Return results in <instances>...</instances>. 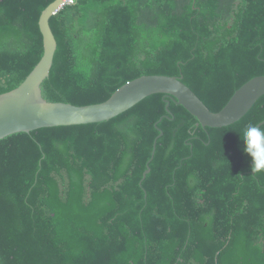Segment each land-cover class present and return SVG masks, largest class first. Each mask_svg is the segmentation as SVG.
Wrapping results in <instances>:
<instances>
[{
    "label": "trees",
    "instance_id": "trees-1",
    "mask_svg": "<svg viewBox=\"0 0 264 264\" xmlns=\"http://www.w3.org/2000/svg\"><path fill=\"white\" fill-rule=\"evenodd\" d=\"M54 1L0 0V95L40 60ZM49 25L52 103L99 104L158 75L217 113L264 76V0H74ZM262 122L264 96L212 129L156 94L106 122L0 140V264H264V172L239 136Z\"/></svg>",
    "mask_w": 264,
    "mask_h": 264
},
{
    "label": "water",
    "instance_id": "water-1",
    "mask_svg": "<svg viewBox=\"0 0 264 264\" xmlns=\"http://www.w3.org/2000/svg\"><path fill=\"white\" fill-rule=\"evenodd\" d=\"M62 4L63 0H55L39 17L43 52L38 63L16 89L0 95V140L43 128L106 122L156 94L164 95L184 108L202 128L217 129L238 122L264 96V76L254 77L235 91L219 112L213 113L182 83V78L154 75L142 76L126 83L109 99L99 104L77 107L48 102L42 96L41 86L49 76L57 46L49 20L60 10ZM165 103L168 108L169 102ZM261 125H264V122L259 124ZM161 135L160 132L159 137ZM154 150L155 142L152 155ZM148 172L147 168L143 177Z\"/></svg>",
    "mask_w": 264,
    "mask_h": 264
},
{
    "label": "clouds",
    "instance_id": "clouds-1",
    "mask_svg": "<svg viewBox=\"0 0 264 264\" xmlns=\"http://www.w3.org/2000/svg\"><path fill=\"white\" fill-rule=\"evenodd\" d=\"M243 151L251 158V172H264V127L248 123L240 132Z\"/></svg>",
    "mask_w": 264,
    "mask_h": 264
},
{
    "label": "built area",
    "instance_id": "built-area-1",
    "mask_svg": "<svg viewBox=\"0 0 264 264\" xmlns=\"http://www.w3.org/2000/svg\"><path fill=\"white\" fill-rule=\"evenodd\" d=\"M73 2H74V0H63V4H62L61 8L63 6H66V5H71V4H73Z\"/></svg>",
    "mask_w": 264,
    "mask_h": 264
}]
</instances>
